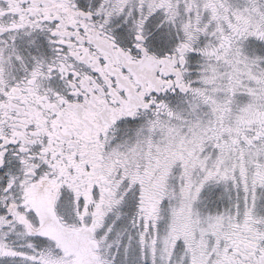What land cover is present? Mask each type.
I'll use <instances>...</instances> for the list:
<instances>
[{"label":"flooded vegetation","instance_id":"obj_1","mask_svg":"<svg viewBox=\"0 0 264 264\" xmlns=\"http://www.w3.org/2000/svg\"><path fill=\"white\" fill-rule=\"evenodd\" d=\"M241 54L256 105L235 141L252 147L264 141V0H0V264H96L89 216L115 211L122 185L159 214L151 169L124 173L112 156L119 127ZM212 247L203 264H264V211Z\"/></svg>","mask_w":264,"mask_h":264},{"label":"rangeland","instance_id":"obj_2","mask_svg":"<svg viewBox=\"0 0 264 264\" xmlns=\"http://www.w3.org/2000/svg\"><path fill=\"white\" fill-rule=\"evenodd\" d=\"M245 55L202 71L194 93L172 100L166 112L119 127L112 156L124 173L150 168L162 204L147 216L137 189L122 185L115 211L89 216L96 264H203L234 219L264 211V141H235L256 105L255 69Z\"/></svg>","mask_w":264,"mask_h":264}]
</instances>
